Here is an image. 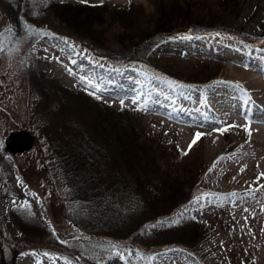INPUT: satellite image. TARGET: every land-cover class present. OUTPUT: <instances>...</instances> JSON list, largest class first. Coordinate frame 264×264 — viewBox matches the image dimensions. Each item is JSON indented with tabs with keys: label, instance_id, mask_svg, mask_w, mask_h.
<instances>
[{
	"label": "rangeland",
	"instance_id": "obj_1",
	"mask_svg": "<svg viewBox=\"0 0 264 264\" xmlns=\"http://www.w3.org/2000/svg\"><path fill=\"white\" fill-rule=\"evenodd\" d=\"M56 1L109 10L131 8L149 35L156 2L169 7L178 1L191 6V15L201 19L200 27L212 29L152 38L146 42L151 44L137 48L124 40L122 26L104 15L94 27L99 49L52 17L48 0H0V264H125L117 252L127 264H149L138 252L154 255L150 264H264V209H259L264 208V198L249 206L250 199L224 195L223 200L231 202L225 210L222 204L190 207L196 194L212 190L210 146L224 143V154L230 153L236 125L215 139L201 136L189 149L199 132L197 124L191 121L190 133L176 131L165 124L175 121L158 108L131 101L122 82L113 88L102 83L109 82L106 74L123 72L116 78L130 81L146 69L186 85L224 81L244 86L249 82L246 70L264 80V72L252 67L264 70V0H236L234 12L218 0ZM44 40L89 57L97 70L80 78L99 85V90L72 79L77 70L66 60L61 64L58 50L44 46ZM134 56L141 61L131 60ZM221 101L230 103L224 97ZM261 111L264 114V107ZM21 132L30 140L25 150L13 137ZM128 137L139 141L130 145ZM121 144L137 146L135 152L142 153L137 164L129 166L126 156L122 158ZM88 169L93 191L115 184L142 204L146 194H139L142 181L150 186L145 187L148 197L186 198L167 215H153L164 206L153 203L147 213L151 220L125 237L133 227L126 219L109 210L92 211V193L87 195L77 175ZM177 218V223H170Z\"/></svg>",
	"mask_w": 264,
	"mask_h": 264
},
{
	"label": "bare ground",
	"instance_id": "obj_2",
	"mask_svg": "<svg viewBox=\"0 0 264 264\" xmlns=\"http://www.w3.org/2000/svg\"><path fill=\"white\" fill-rule=\"evenodd\" d=\"M222 38L225 41L228 40L226 37ZM43 45L49 49H57L62 56L61 64L66 60L68 65L77 70V74L72 75V79L79 80L80 75L85 72L97 70L95 63L89 57L81 56L72 47L68 51L64 46L53 44L50 41L45 42V40ZM229 49L232 50V48ZM53 56L55 54L48 58ZM252 67L258 72H264L257 66ZM57 70L59 71V69ZM146 71L143 76L134 77L130 81L116 78L118 75H124L123 72L106 74L109 77H104L108 78L109 82L102 81V83L113 88L116 82H122L125 89H128V93L131 94V101L144 103L150 110H153V107L158 108V112H162L164 116L175 121L173 125H171V121H165V124L173 126L176 131L190 133L189 127L193 126L192 124H197L199 132L204 133L202 137L208 136V138L215 139L221 134L217 129H229L232 124L239 129L238 133L236 132L237 139L231 140L232 150L230 153L224 154V143L210 146L207 158L211 164L208 175H212V180L208 182L212 190L196 194L190 207L192 209H204V207L210 209L222 204L226 205L223 208L225 210L231 207V202L224 201V195L250 199L249 206L257 204V200L263 199L264 114L261 109L264 107V80L255 77L254 71L246 70L244 77L249 82L244 86L224 81H218L211 85H186L165 79L149 69ZM62 78L67 84L71 82L67 77ZM221 97L228 98L230 103L221 101ZM218 110L225 113L219 114L216 112ZM227 115H233L234 119H228ZM191 121H193L192 124H190ZM248 128L251 129L250 136L246 130ZM231 183L234 184L229 186ZM196 197H202V199L195 202ZM232 202L236 206V202L233 200ZM259 209L264 208L259 206Z\"/></svg>",
	"mask_w": 264,
	"mask_h": 264
},
{
	"label": "trees",
	"instance_id": "obj_3",
	"mask_svg": "<svg viewBox=\"0 0 264 264\" xmlns=\"http://www.w3.org/2000/svg\"><path fill=\"white\" fill-rule=\"evenodd\" d=\"M159 2L160 1H157L155 6L157 16L154 20L153 29L151 30L152 35L148 34V29L146 30L140 25L137 12L133 11L131 8L109 10L107 7L92 8L84 5L73 6L71 4L58 3L56 0H48L47 10H50L53 14L52 17H56V20L65 24V26L72 30L74 34L81 37L83 40L88 41V43L92 44V46L95 44L94 47L97 48L99 47L97 46V43H95L96 36H94V27L98 26L102 22L104 15L109 16V19L113 20L114 22H118L126 34L124 40L131 43V45L135 47L137 46V48L143 45L146 46L147 44H151V41L149 43L146 42L152 38L163 39L172 37L181 32L202 34L211 31V27H200L201 19H196L191 15V6H184L180 2L175 1V3L172 2L170 5H168L169 7H166L158 4ZM218 2L223 8H226L232 12L236 11L238 6L236 0H218ZM191 23H193L194 26H192L193 24ZM133 33L138 34L133 35ZM113 59L118 60V58ZM130 59L141 61V57L136 56ZM127 140L130 145L133 144V141H139V139L132 140L129 139V137ZM121 145L122 146L119 147L121 154H123L121 155L122 158L126 156L125 158H127L129 166L130 164H137L138 162H136V159H138V153L142 155L140 152H135L137 146L134 145V147H127V145ZM79 151H81V154H83L82 149ZM75 175L73 176V179L75 180L78 175V179L81 181L82 189H86V191H88L87 195L89 196L90 193H92V197L90 198V200H92V206H94L92 207V211L104 210L105 212H108L109 210L111 213L113 212L117 218H122L124 221L126 219L128 224L133 226L129 229L125 237L136 231V228L142 226L144 222L151 220V217L153 216H150L147 213H149L150 210L154 208V206H152L153 203L155 204L158 202L164 205L162 209L157 210V212L155 211L156 213L154 212L153 215H167L186 198V195H180L173 201H170L173 199L172 196H168L166 198L162 196L160 200H158L160 197H158V195L156 196L155 194H151L149 195L150 197H148L147 193L149 189L146 188L150 186L147 185L146 182L145 185L142 183V181H139L141 186H144V188L140 189L142 192L137 189L140 191L139 194L143 195V193H146L144 196H142V198L144 197L142 200L143 203L139 204L138 198L137 200H132V196H129V193L124 194L121 190L116 188L115 184L97 187L93 191L92 186L88 185L91 179L90 176H92V170H79V173L76 176ZM143 180H146L145 176H143ZM136 185L139 184L136 182ZM138 223V226H134V224Z\"/></svg>",
	"mask_w": 264,
	"mask_h": 264
},
{
	"label": "snow or ice",
	"instance_id": "obj_4",
	"mask_svg": "<svg viewBox=\"0 0 264 264\" xmlns=\"http://www.w3.org/2000/svg\"><path fill=\"white\" fill-rule=\"evenodd\" d=\"M2 50H3V48H2V46H0V51H2ZM70 74H74V73H71V72H70ZM80 79L83 80L86 84L90 85L91 87H93V88L99 90V85L92 83V82H91L90 80H88L87 78H85V77H81ZM171 83H175V82H171ZM92 94H94V93H92ZM96 98L99 99L100 97L97 96ZM133 102H135V101H133ZM123 103H124V101L121 100V104H122V105H123ZM233 126H234V125H233ZM233 126H230V127H233ZM227 130H228L227 128H224V129H217V131H220V132L227 131ZM246 130L248 131V134H249V136H250V135H251V129L248 128V129H246ZM202 135H204V133L197 132V133L195 134V138L193 139L192 143L189 145V149L192 147L193 144H195V143L201 138ZM182 154L186 155L187 152H184V153H182ZM221 159H223V157H221ZM262 175H264V174H262ZM200 199H202V197H196V198H195V202H199ZM25 207H30V205H27V204H26ZM182 215H183V212L179 213V216H182ZM177 222H178V218H177V219H173V220L170 221V223H173V224H174V223H177ZM159 223H164V222L161 221V222H158V224H159ZM156 226H158V225H153V227H156ZM112 247L115 248L116 246L113 245ZM137 252H138V250H137ZM130 254H131V253L129 252V255H130ZM44 255H45V256H48L49 253L46 252V253H44ZM116 255L120 256L121 259H124V260H125V264H127V258H126V257L120 255L119 252H117ZM138 255H139V259H140V260H146V261L149 262V264H150L151 261H153V260L156 259V257H155L154 255H148V256H145L143 253H139V252H138ZM65 259H66V258H65ZM68 264H70V262H68Z\"/></svg>",
	"mask_w": 264,
	"mask_h": 264
},
{
	"label": "water",
	"instance_id": "obj_5",
	"mask_svg": "<svg viewBox=\"0 0 264 264\" xmlns=\"http://www.w3.org/2000/svg\"><path fill=\"white\" fill-rule=\"evenodd\" d=\"M13 137H14V139H16L20 142L19 148L21 150H25V149H28L30 147V140H29L28 134L26 132H21V133L15 134ZM42 169L43 170L45 169L43 164H42Z\"/></svg>",
	"mask_w": 264,
	"mask_h": 264
},
{
	"label": "flooded vegetation",
	"instance_id": "obj_6",
	"mask_svg": "<svg viewBox=\"0 0 264 264\" xmlns=\"http://www.w3.org/2000/svg\"><path fill=\"white\" fill-rule=\"evenodd\" d=\"M19 142V141H18ZM42 167V166H41Z\"/></svg>",
	"mask_w": 264,
	"mask_h": 264
}]
</instances>
